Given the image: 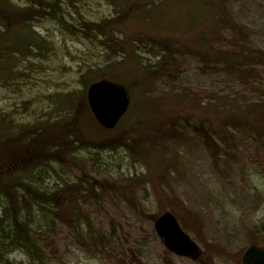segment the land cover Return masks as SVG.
I'll return each instance as SVG.
<instances>
[{
	"label": "rangeland",
	"instance_id": "1",
	"mask_svg": "<svg viewBox=\"0 0 264 264\" xmlns=\"http://www.w3.org/2000/svg\"><path fill=\"white\" fill-rule=\"evenodd\" d=\"M31 1L9 0L17 9H34ZM216 2L217 15L211 0H79L60 4V21L42 5L43 16L30 19L37 46L25 51L15 16L0 21L12 43L0 121L21 128L0 140V166L10 169L0 179V212L17 208L11 200L24 181L44 192L82 181L86 189L64 209L87 218L96 237L62 220L53 230L38 224L49 264H243L250 246L264 247V134L231 130L221 140L217 132L220 109L262 102L264 64L251 78L213 57L219 49L264 56V0ZM92 25L101 30L82 31ZM102 80L132 99L112 131L88 107L89 86ZM57 145L74 151L33 166L53 159ZM166 213L200 246L198 259L165 247L155 222ZM9 259L29 263L20 251Z\"/></svg>",
	"mask_w": 264,
	"mask_h": 264
},
{
	"label": "trees",
	"instance_id": "2",
	"mask_svg": "<svg viewBox=\"0 0 264 264\" xmlns=\"http://www.w3.org/2000/svg\"><path fill=\"white\" fill-rule=\"evenodd\" d=\"M74 1L78 2L79 0H46V2L43 0H32L31 5L33 4L34 9L29 7H27L29 9H17L10 4L9 0H0V21L4 22L6 15L8 14H13L15 16V25L12 29L16 28L22 31V36H20L19 42L21 43V46H23V51H25L31 46H37L33 45L35 44L36 37L34 36L32 38L29 35V30L31 28L30 24H32L30 19L35 18L34 20H37L39 17L43 16V13L40 12L42 5L45 6L44 10H46L44 14H47V16L49 15L53 20L60 21V4L63 2ZM211 1V12L216 14V10H218L219 13V10L221 11V9L217 7L216 0ZM202 2L207 4L209 0H202ZM51 11L53 13H51ZM226 26L230 28L234 25L231 22L226 21ZM100 30L101 29L97 25H92L90 26V31L87 28L82 31L88 32L89 34H95L96 31ZM8 31V28H5L4 31H0V63L4 62L5 64H2L0 67L3 70L2 73H0L1 83L4 80L3 72L6 75V64L12 56V50L9 49L12 43L7 36ZM70 33L74 34L73 32ZM199 40L200 43H203L204 41L202 37H200ZM167 55L172 59L171 53H168ZM213 57L219 61L220 64H224L232 74L246 75L251 78L254 76L255 63L258 61L261 65L264 64V56L254 51L250 53H239L236 51L219 49ZM170 63H172V60ZM232 105L237 107L235 104ZM233 106L226 105L224 107L225 109H220L219 111L217 132L221 140L227 139L228 137L225 134L231 130L235 132L249 129L260 136L264 134V99L262 102L257 103L250 108L236 109ZM20 129L21 128L19 127L15 131L9 123L3 124L0 121V140L5 139L6 137L13 138L11 134H19ZM67 151H69L68 154H70L74 151V148H67L63 145H57L53 148L51 147L49 148L48 154H50L53 159H35V165L33 166L39 169L46 166L50 161L59 163L60 158L67 156L66 154H63ZM5 170L9 171L10 169L8 170L6 167L0 166V179L4 178L3 176L6 173ZM19 186V190H21L19 192H21V194L24 192V194H18V196H14V199L11 200V205L15 202L17 203V208L13 211L4 209L0 212V264H17L9 259L10 255L16 251L22 252L28 258V264H49L45 258L43 250L38 245V229L36 228L38 224H46L50 230H53L57 222H60L61 220L66 221L76 232H82V235H85L87 239L95 242L93 238L96 237L93 234L90 221L87 218L82 217L80 212L75 213L74 211L64 209L66 208L64 205H70L72 201L74 203L75 198L73 197L77 191L80 192V189L83 187L86 189L85 184L82 181L72 182L61 180L53 192H44L41 189H37L32 183L29 184L25 181ZM33 187L37 192L30 189ZM72 189L75 191L71 192ZM88 190L92 191L93 189L89 188ZM32 208H39L40 210L37 209L38 212L33 216L31 214ZM106 241L107 239L105 237L98 238L96 243L103 245Z\"/></svg>",
	"mask_w": 264,
	"mask_h": 264
},
{
	"label": "water",
	"instance_id": "3",
	"mask_svg": "<svg viewBox=\"0 0 264 264\" xmlns=\"http://www.w3.org/2000/svg\"><path fill=\"white\" fill-rule=\"evenodd\" d=\"M88 106L98 125L107 131L117 128L131 107V97L121 84L102 80L92 83L87 91ZM155 230L163 239L165 247L180 257L198 259L200 246L184 232L171 213L156 219ZM243 264H264V247L250 246L242 258Z\"/></svg>",
	"mask_w": 264,
	"mask_h": 264
}]
</instances>
